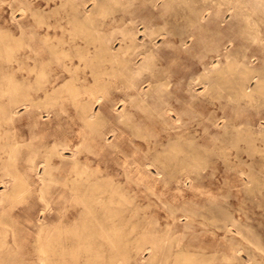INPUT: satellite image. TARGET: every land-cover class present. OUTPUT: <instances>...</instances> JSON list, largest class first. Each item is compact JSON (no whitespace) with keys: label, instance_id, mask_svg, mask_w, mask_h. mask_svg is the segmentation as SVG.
Wrapping results in <instances>:
<instances>
[{"label":"rangeland","instance_id":"1","mask_svg":"<svg viewBox=\"0 0 264 264\" xmlns=\"http://www.w3.org/2000/svg\"><path fill=\"white\" fill-rule=\"evenodd\" d=\"M92 1L0 0V36L22 35L25 41H30L33 31L41 33L29 42L38 48L39 55H31L34 59L27 57L25 47H20L15 56L0 52V143L7 145L0 149V264H43L38 251L42 237L51 241L53 264H264V0H107L111 16L97 28L105 42L119 48L129 28L137 33L140 43L153 37L155 47H152L160 53L154 66L157 74L173 76L169 88L177 92L174 104L185 124L183 138L179 144L176 142L174 150L170 145L148 149L151 136L164 132L156 117L146 115L139 107L132 108L136 119L125 120L128 124L123 119L117 120L112 107L115 105L118 111L123 107L119 102L123 98L122 89L116 88L121 79L98 92L96 71L101 69H93L90 60L87 65L77 66L79 61L84 63L81 58H64L61 53L71 43L78 49L88 46L89 42L81 35L74 37L67 22L73 5L85 3L90 10ZM199 10L203 13H198ZM129 17H133L132 21ZM144 29L147 32H142ZM43 35L51 44L59 42L58 57H51L42 48L38 40ZM104 65L109 66L108 62ZM142 86L147 88L146 83ZM47 92L53 93V102L45 99ZM148 94L150 98L152 94ZM100 95L102 99L98 102ZM28 100H41L42 106L34 115L24 114L23 103ZM78 100L94 106L97 116L91 127L73 107ZM8 106L19 112L13 121L1 118ZM189 139H194L193 143ZM14 142L16 152L9 156L8 147ZM59 142L68 143L70 148L64 149L63 159L53 156L51 169L44 171L50 148ZM223 144L228 148H223ZM175 151H179L178 158L173 157ZM151 156L158 157L156 167L143 168L131 163L132 159H152ZM198 156L201 159L195 160ZM6 168L11 169L12 179L4 176ZM41 177L48 181L44 184ZM72 179L78 182L73 183ZM95 185L107 192L118 188L120 196H108L106 191L99 195ZM101 231L115 244L100 236ZM58 238L65 241L58 244ZM151 243L156 251L149 259ZM138 247L143 249L137 255Z\"/></svg>","mask_w":264,"mask_h":264},{"label":"bare ground","instance_id":"2","mask_svg":"<svg viewBox=\"0 0 264 264\" xmlns=\"http://www.w3.org/2000/svg\"><path fill=\"white\" fill-rule=\"evenodd\" d=\"M113 1V0H112ZM111 1V2H112ZM117 2H118V0H116ZM125 1H127V0H125ZM146 1V0H145ZM151 1V0H150ZM169 1H171V0H169ZM177 1V0H176ZM180 1V0H179ZM168 2V1H167ZM110 3V2H109ZM124 3V2H123ZM129 3V2H128ZM170 3V2H169ZM92 9H90V10H88V8H86V6H85V3H81V4H75V5H73V7H72V11H71V14H70V18H69V20H68V24L71 26V28H72V30H71V32L73 31L74 33H75V35H74V37H76V35L78 36V35H81L83 38H85V39H87V41L89 42L88 43V46H85L83 49H78V47H77V45H75V44H73V43H71L72 44V46H70L68 49H62V50H60V49H58L57 48V45L59 44V42L57 41V44L56 45H54V44H51L50 42H49V38L47 37V36H44L43 37V39H39L38 41L40 42V44H41V46H42V48H45L46 50H47V52L49 53V55L51 56V57H54V56H56V57H58V54H59V50L61 51V53H63V56H64V58L65 57H68V56H72V57H77V58H81L83 61H84V63L82 62V61H79V63H78V65L77 66H81V65H87L86 63H87V61L88 60H90V61H88L89 62V65L93 68V69H95V68H99V69H101V70H98V71H96V73H98L99 74V78H97V79H99L98 81H97V83H96V85H95V88L98 90V92L99 91H101L102 89H106L108 86L110 87V85L112 86L113 85V83H112V81H115V80H117L118 78L119 79H121V83H120V86H116V88H118L119 89V87L122 89V92H123V98L122 99H120L119 100V102L120 103H122V109L121 110H119L118 111V107H115V105H114V107H112L113 108V113H116L117 114V116H118V121H120V119H123L124 121L125 120H127V121H130L132 118H135L136 117V112L135 111H133L132 110V108H136V107H139L140 108V111H142L143 113L145 112L146 113V115H151V116H154V117H156V119L158 120V124H161V131L162 132H164V134H159V133H155V134H153V136H151L152 138H153V140H152V143L151 142H148V149L149 150H157L158 149V147H161V146H164V145H170L169 146V148L170 149H176L177 147L175 146V144H176V142L178 143L179 142V140H180V138H183V137H181L182 136V134L181 133H183V132H185V124H183V122H182V117H181V115L180 114H182V113H180L179 111H177V109H176V107H175V104H174V102L177 100V95H176V91L173 89V88H169V86H171L170 85V83H171V76L170 75H168V73L166 74V76H164V75H162V73H161V75H158L157 73L158 72H156V70H155V65H156V63H157V60H159V54L160 53H158L157 52V50L155 49V48H153V47H155V45H154V43L152 42V38H150V39H148V41H145V40H143L142 41V43H140L139 41H138V36L136 35L137 33L134 31H132L130 28H129V30H127L125 33L124 32H122V33H124L123 34V38H122V40H121V42H120V46H119V48H115L114 49V47H112L113 46V44H111V45H108L107 44V42H105V40H104V35H100V33L102 32H100L99 31V29H97L98 27H100L101 25H104L105 23H106V21H108L109 19H108V15L112 12V10H111V8L108 6V4H107V0H106V2H101L100 0H93L92 1ZM113 5V4H112ZM156 5V4H155ZM169 6V5H168ZM88 7H90V6H88ZM123 7V6H122ZM124 7H125V5H124ZM170 8V7H169ZM173 8V7H172ZM183 8V7H182ZM187 8V7H186ZM165 9V8H164ZM164 9H163V11H164ZM176 8H174V10H175ZM192 9H193V7H192ZM195 9V8H194ZM206 9V8H205ZM111 10V12H109ZM122 10V9H121ZM180 10H182V9H180ZM184 10H186V9H184ZM196 11H197V9H195ZM203 10H204V8H203ZM209 10V9H208ZM21 11L22 12H24L25 11V8H21ZM160 12H161V10H159ZM178 11V10H177ZM183 11V10H182ZM187 11H188V8H187ZM187 11L186 12H184L185 14H187ZM200 11V10H199ZM173 12V11H172ZM181 12V11H180ZM191 12V11H190ZM201 12L202 11H200V12H198V13H200L201 14ZM208 12V11H207ZM176 13V12H175ZM179 13V12H178ZM195 13V12H194ZM193 13V14H194ZM197 13V12H196ZM195 13V14H196ZM197 13V14H198ZM203 13V12H202ZM172 14V13H171ZM171 14H169V15H171ZM177 14V13H176ZM195 14H194V16H195ZM207 14V13H206ZM126 15V14H125ZM131 15H133V14H131ZM189 15H192V13L191 14H189ZM110 16H111V14H110ZM159 16H160V13H159ZM177 16V15H176ZM182 16V15H181ZM113 17V16H112ZM120 18H122V16H119ZM118 17V18H119ZM138 16H136V18H137ZM155 17V16H154ZM153 17V18H154ZM157 17V16H156ZM168 17V16H167ZM170 17V16H169ZM178 17V16H177ZM184 17H186V16H184ZM188 17V16H187ZM198 17V16H197ZM196 17V18H197ZM204 17H205V15H204ZM115 18V17H114ZM130 18V17H129ZM166 18V17H165ZM107 19V20H106ZM131 19V18H130ZM132 19H133V17H132ZM132 19H131V21H132ZM162 19V18H161ZM168 20V19H167ZM191 20V19H190ZM194 20V19H193ZM198 20H199V18H198ZM197 20V21H198ZM114 21H115V19H114ZM125 21V20H124ZM124 21H122V22H124ZM126 21H127V19H126ZM125 21V22H126ZM165 20H163V22H164ZM196 21V20H195ZM112 22V21H111ZM117 22V21H116ZM167 22V21H166ZM175 22V21H174ZM188 22V21H187ZM40 23V22H39ZM134 23V22H133ZM135 23H136V21H135ZM134 23V24H135ZM150 23V22H149ZM170 23V22H169ZM191 23H192V21H191ZM190 23V24H191ZM193 23H196V22H193ZM111 23H109L108 25H110ZM125 24V23H124ZM137 24V23H136ZM154 24V23H153ZM165 24V23H164ZM166 24H168V23H166ZM180 24V23H179ZM181 24H182V22H181ZM113 25V24H112ZM122 25V24H121ZM144 25V24H143ZM174 25V24H173ZM199 25V24H198ZM200 25H202V23L200 24ZM214 25V24H213ZM120 26V25H119ZM137 26V25H136ZM139 26V25H138ZM148 26V25H147ZM146 26V30H147V27ZM159 26V25H158ZM161 26V25H160ZM167 26V25H166ZM175 26V25H174ZM182 26V25H181ZM184 26V25H183ZM187 26H188V24H187ZM104 27V26H103ZM106 27V26H105ZM129 27V26H128ZM152 27V26H151ZM155 27H157V26H155ZM163 27V26H162ZM165 27V26H164ZM185 27V26H184ZM214 27V26H213ZM217 27V26H216ZM121 28V27H120ZM126 28V27H125ZM136 28V27H135ZM186 28V27H185ZM184 28V29H185ZM202 28V27H201ZM124 29V28H123ZM122 28L120 29V30H123ZM127 29V28H126ZM138 29H139V27H138ZM149 29V28H148ZM152 29V28H151ZM155 29H158L159 31L160 30H162V29H159L158 27L157 28H155ZM172 29V28H171ZM174 29V28H173ZM178 30H179V28H177ZM183 29V30H184ZM203 29V28H202ZM214 29V28H213ZM105 30V29H104ZM107 30V29H106ZM117 29L115 28V31H116ZM119 30V29H118ZM154 30V29H153ZM152 30V31H153ZM178 30H177V34H179V32H178ZM186 30V29H185ZM211 30H212V28H211ZM70 31V30H69ZM113 31V30H112ZM111 31V32H112ZM150 31V30H149ZM170 31V30H169ZM180 31V30H179ZM100 32V33H99ZM109 32V31H108ZM121 32V31H120ZM140 32V31H139ZM142 32H147V31H145V29H144V31H142ZM162 32V31H161ZM174 31H172V33H173ZM176 32V31H175ZM181 32V31H180ZM189 32V31H188ZM203 32H204V30H203ZM117 33V32H116ZM119 33V32H118ZM155 33V32H154ZM163 33V32H162ZM166 33V32H165ZM172 33H170V34H172ZM183 33H186V32H182V34ZM205 33V32H204ZM102 34V33H101ZM105 34V33H104ZM151 34V33H150ZM150 34H149V36H150ZM177 34H175V35H177ZM181 34V33H180ZM179 34V36H180V38H181V35ZM200 34H201V32H200ZM220 34V33H219ZM41 35V33L38 31V30H36V31H33V33H32V35L30 36V41H34L36 38H37V36H40ZM106 35V34H105ZM119 35V34H118ZM138 35H139V33H138ZM143 35V34H142ZM167 35V34H166ZM192 35V34H191ZM145 36H147V35H145ZM168 36V35H167ZM172 36V35H171ZM178 36V35H177ZM178 36V37H179ZM254 36V35H253ZM258 36V35H257ZM115 37V36H114ZM119 37H120V39H121V36L119 35ZM154 37H155V35H154ZM161 37V36H160ZM183 37H185V36H183ZM203 37V36H202ZM255 37V36H254ZM259 37V36H258ZM148 38V37H147ZM256 38V37H255ZM108 39V38H107ZM112 39V38H111ZM110 39V40H111ZM116 40H117V38H116ZM115 40V41H116ZM185 40V39H184ZM29 40L28 41H25L24 39H23V37H22V35L21 36H19L18 38L17 37H10L9 35H3V36H0V52H2V53H7L6 54V56H8V55H11L12 56V54L14 55L15 53H16V51L20 48V47H25V48H27L28 49V54H27V57L28 58H32V56L33 55H35V57L36 56H38L39 54V52H38V48L36 49L35 48V46L34 45H32V44H30L29 42H30ZM115 41H113V42H115ZM118 41V40H117ZM155 41V40H154ZM180 41V40H179ZM182 41H183V39H182ZM172 42V41H171ZM185 42V41H184ZM111 43V42H110ZM116 43V42H115ZM172 43H175L174 41L172 42ZM67 44V43H66ZM70 44V45H71ZM166 44V43H165ZM176 44H177V41H176ZM181 43H179V45H180ZM68 45V44H67ZM154 45V46H153ZM212 45H215V44H212ZM69 46V45H68ZM153 46V47H152ZM172 46V45H171ZM170 46V47H171ZM174 46H176L175 44H174ZM218 46V45H217ZM62 47V46H61ZM181 47V46H180ZM169 48V47H168ZM22 49V48H21ZM177 50V49H176ZM180 51V50H179ZM185 51H187V50H185ZM211 51H212V49H211ZM44 52V51H43ZM32 53H33V55H32ZM41 54H42V52H41ZM3 55V54H2ZM32 55V56H31ZM180 54H178V56H179ZM15 56V55H14ZM164 56V55H163ZM180 57V56H179ZM220 57H222V56H220ZM177 58V57H176ZM7 59V58H6ZM32 59H34V57L32 58ZM36 59V58H35ZM55 59V58H54ZM138 59H140V61L141 62H138ZM184 59V58H183ZM66 60V59H65ZM176 60V59H175ZM163 61V60H162ZM108 62V64H109V66L108 67H106L104 64H106V63ZM174 62V61H173ZM161 63V62H160ZM163 63V62H162ZM161 63V64H162ZM168 63V62H167ZM169 64V63H168ZM42 65V64H41ZM40 65V66H41ZM62 65L63 66H65L66 64L64 63H62ZM163 65H165V64H163ZM162 65V66H163ZM229 65V64H228ZM172 66V65H171ZM215 66V65H214ZM161 67V66H160ZM231 67V66H230ZM33 68V67H32ZM165 68H167V67H165ZM35 69V68H34ZM34 69H32V70H34ZM163 69V68H162ZM37 70H38V68H37ZM167 70V69H166ZM170 70H171V67H170ZM169 70V71H170ZM217 70V69H216ZM233 70V69H232ZM38 71H40V70H38ZM37 71V72H38ZM234 71V70H233ZM160 72H161V69H160ZM173 72V71H172ZM219 72H220V70H219ZM260 72V71H259ZM262 72V71H261ZM39 73V72H38ZM145 73H147V75L145 74ZM164 73V72H163ZM214 73H216V71H214ZM226 73V72H225ZM40 74H41V72H40ZM39 74V75H40ZM172 74V73H171ZM35 75H37V74H35ZM208 75V74H207ZM219 74H217V76H218ZM221 75V74H220ZM226 75V74H225ZM41 76V75H40ZM44 76V75H43ZM243 76V75H242ZM173 77V76H172ZM199 77H201V75L199 76ZM202 77H204V75L202 76ZM223 77H224V75H223ZM226 77V76H225ZM262 77H264V76H262ZM193 78V77H192ZM198 78V77H197ZM207 78V77H206ZM209 78V77H208ZM207 78V79H208ZM216 78V77H215ZM214 78V79H215ZM222 78V77H221ZM39 79V78H38ZM42 79V78H41ZM96 79V78H95ZM96 79V80H97ZM104 79V80H103ZM206 79V80H207ZM220 79V78H219ZM250 79V78H249ZM191 80H194V78L193 79H191ZM201 80V79H200ZM209 80V79H208ZM213 80V79H212ZM218 80V79H217ZM224 80H225V78H224ZM228 80H229V78H228ZM172 81H173V79H172ZM201 81H203V80H201ZM200 81V82H201ZM219 81V80H218ZM223 81V80H222ZM221 81V82H222ZM240 81H241V79H240ZM259 81V80H258ZM262 81V80H261ZM260 81V82H261ZM182 82V81H181ZM199 82V83H200ZM204 82V81H203ZM212 82V81H211ZM214 82H216V80L214 81ZM242 82V81H241ZM144 83H146V85H147V88L146 89H144V86H142V84H144ZM179 83V82H178ZM189 83H190V81H189ZM192 83V82H191ZM193 83H194V81H193ZM202 83V82H201ZM208 83V82H207ZM217 83V82H216ZM228 83H229V81H228ZM177 84V83H176ZM203 84V83H202ZM237 84V83H236ZM239 85H240V83H239ZM239 85H236V86H239ZM208 86L210 87V86H212V85H210V84H208ZM219 86H220V84H219ZM242 85H240V87H241ZM71 87H72V85H71ZM108 87V88H109ZM208 87V88H209ZM246 87V86H245ZM180 88V87H179ZM207 88V89H208ZM210 88H213V87H210ZM214 88H216L215 86H214ZM243 88V87H242ZM259 88V87H258ZM73 89V88H72ZM113 89V88H112ZM216 89H218V88H216ZM245 89V88H244ZM256 89V88H255ZM111 90V89H110ZM188 90H190V88L188 89ZM212 90V89H211ZM211 90L209 91V92H211ZM232 90V89H231ZM234 90V89H233ZM252 90V89H251ZM70 91V93H72L71 92V90H69ZM73 91V90H72ZM94 91V90H93ZM105 91V90H104ZM205 91H207V90H205ZM204 91V92H205ZM219 91V90H218ZM102 92V91H101ZM118 92V91H117ZM176 92V93H175ZM188 92V91H187ZM217 92V91H216ZM235 92V91H234ZM237 92V91H236ZM250 92H253V91H250ZM93 93V92H92ZM110 93V92H109ZM111 93H112V91H111ZM110 93V94H111ZM148 93H151L152 95H151V97L149 98L148 97ZM207 93H208V91H207ZM213 93H214V91H213ZM241 93V92H240ZM52 94L53 93H49V92H47V93H45V99L46 100H48V101H54V99L53 98H55V97H53L52 96ZM108 94V93H107ZM148 94V95H147ZM215 94V93H214ZM213 94V95H214ZM218 94V93H217ZM238 94V93H237ZM70 95V94H69ZM76 94H74V92H73V96H75ZM198 95V94H197ZM200 95V94H199ZM205 95V94H204ZM249 95V94H248ZM252 95V94H251ZM261 95V94H260ZM72 96V97H73ZM96 96V95H95ZM111 96V95H110ZM118 96V95H117ZM207 96V95H206ZM211 96V95H210ZM215 96H217V95H215ZM239 96V95H238ZM89 97H91V95H89ZM89 97H87V98H89ZM94 97V96H93ZM107 97V96H106ZM113 97V96H112ZM121 97V96H120ZM191 97H193L194 98V96H191ZM197 96H195V98H196ZM242 97V96H241ZM28 98V97H27ZM208 98H209V96H208ZM212 98H213V96H212ZM240 98V97H239ZM246 98V97H245ZM34 99V98H33ZM38 99H42V98H38ZM37 99V100H38ZM86 99V98H85ZM101 99H102V95H100L99 97H97V101L99 102V101H101ZM117 99H118V97H117ZM215 99V98H214ZM237 99V98H236ZM115 100V99H114ZM179 100V99H178ZM238 100V99H237ZM36 101V100H35ZM41 100H39V102H34L33 100H28L27 102H25V103H23V107H24V114H28V115H34V113L36 112L35 110L36 109H38L40 106H42V103L40 102ZM45 101V100H44ZM96 101V102H97ZM192 101H193V103H194V99H192ZM218 101V100H217ZM236 101V100H235ZM43 102V101H42ZM191 102V101H190ZM90 103V102H89ZM88 102H86V101H80V100H78L77 102H75L74 103V105H73V107L74 108H76V110L75 111H77V113H78V115H79V118L82 120V121H84L85 123H86V125L87 126H92L93 125V120L95 119V117L97 116V113H94V111H93V109H94V106H93V108H92V105L91 104H89ZM118 103V102H117ZM119 103V104H120ZM176 103H178V102H176ZM193 103H191L192 104V106H194L193 105ZM195 103H196V101H195ZM194 103V104H195ZM221 103V102H220ZM56 103H53L52 105L54 106ZM181 104V103H180ZM179 104V105H180ZM185 104V103H184ZM215 104V103H214ZM213 104V105H214ZM8 105H11L10 103L8 104ZM58 105V104H57ZM99 105V104H98ZM178 105V104H177ZM186 105V104H185ZM218 105V104H217ZM13 106V105H12ZM105 106V105H104ZM9 107V106H8ZM180 107V106H179ZM178 107V108H179ZM4 108H6V107H4ZM3 107H2V109L3 110H5ZM43 108V107H42ZM185 108V107H184ZM1 109V110H2ZM7 109V108H6ZM41 109V108H40ZM46 109V108H45ZM44 109V110H45ZM52 110V109H51ZM51 110H49V112L51 111ZM193 110H195V109H193ZM35 111V112H34ZM110 111V110H109ZM111 111H112V109H111ZM3 112V116L1 117V118H3V119H5V120H7V121H13L14 120V118H15V116L19 113V112H17V110H16V108H8L7 110H5V112L4 111H2ZM44 112H46V111H44ZM52 112V111H51ZM186 112V111H185ZM54 113V112H53ZM63 113V112H62ZM183 113H184V110H183ZM189 113V112H188ZM104 114V113H103ZM186 115H187V113H185ZM184 114V115H185ZM1 115V114H0ZM19 115V114H18ZM47 115V114H46ZM39 116V115H38ZM100 116V115H99ZM145 116V115H144ZM184 117V116H183ZM189 118H191V117H189ZM96 119H98V118H96ZM136 119V118H135ZM141 119V118H140ZM147 119V118H146ZM188 119V118H187ZM2 120V119H1ZM104 120V119H103ZM102 120V121H103ZM208 120V119H207ZM216 120V119H215ZM117 121V122H118ZM133 121V120H132ZM190 121H192V120H190ZM97 122H98V120H97ZM104 122H106V121H104ZM103 122V123H104ZM126 122V121H125ZM188 122V121H187ZM187 122H185V123H187ZM6 123V122H5ZM61 123V122H60ZM100 123V122H99ZM98 123V124H99ZM127 124H128V122H126ZM134 123V122H133ZM97 124V123H96ZM135 124V123H134ZM133 124V125H134ZM195 124V123H194ZM193 124V125H194ZM199 124H202V122L201 123H199ZM217 124V123H216ZM101 125V124H100ZM126 125V124H125ZM130 125V124H129ZM117 126V125H116ZM127 126V125H126ZM114 127V126H113ZM133 127V126H132ZM131 127V128H132ZM137 127V126H136ZM189 127V126H188ZM99 129V128H98ZM108 129V128H107ZM130 129V128H129ZM178 129H181V130H183L182 132H177L178 131ZM187 129V128H186ZM190 129V128H189ZM207 129V128H206ZM133 130V129H132ZM131 130V131H132ZM140 130V129H139ZM233 130V129H232ZM240 130V129H239ZM250 130V129H249ZM92 131V130H91ZM116 131V129H115V127L112 129V132H115ZM135 131V133H136V130H134ZM173 131V132H172ZM205 131V130H204ZM251 131V130H250ZM111 132V133H112ZM139 132V131H138ZM249 132V131H248ZM259 132V131H258ZM142 133V132H141ZM167 133H172V135H170V136H168V135H166ZM247 133V132H246ZM255 133V132H254ZM253 133V134H254ZM102 134V133H101ZM120 134V133H119ZM144 134V133H143ZM251 134H252V132H251ZM262 134V133H261ZM112 135H114V134H112ZM132 135V134H131ZM140 135V134H139ZM262 135H264V134H262ZM261 135V136H262ZM145 136V135H144ZM143 135H142V137L141 138H143L144 137ZM148 136V135H147ZM240 135H238V137H239ZM244 136H245V134H244ZM247 136V135H246ZM250 136V135H249ZM253 136V135H252ZM104 137V136H103ZM134 137V136H133ZM136 137V136H135ZM146 137V136H145ZM191 137V136H190ZM193 137V136H192ZM237 137V136H236ZM235 137V138H236ZM242 138H245V137H243V136H241ZM241 137H239V138H241ZM259 137V136H258ZM105 138H107V136L105 137ZM116 138V137H115ZM234 138V137H233ZM250 138V137H249ZM254 138V137H253ZM252 138V139H253ZM218 139V138H217ZM238 139V138H237ZM246 139V138H245ZM251 139V138H250ZM262 139V138H261ZM146 140H147V137H146ZM190 140V139H189ZM193 140L194 139H191L190 141H189V143H193ZM196 140V139H195ZM213 140H214V137H213ZM216 140V139H215ZM224 140V139H223ZM231 140V139H230ZM233 140V139H232ZM232 140H231V142H232ZM239 141L241 140V139H238ZM247 140V139H246ZM257 140V139H256ZM260 140V139H259ZM106 141V140H105ZM173 141H175V143H172ZM216 141H218V140H216ZM221 141V140H220ZM219 141V142H220ZM235 141H236V139H235ZM235 141L233 142V144H235ZM242 141V140H241ZM250 141V140H249ZM108 142V141H107ZM132 142V141H131ZM188 142V141H187ZM187 142H185V143H187ZM198 142V141H197ZM223 142H226V141H223ZM230 142V141H229ZM258 142H260V141H258ZM133 143V142H132ZM181 143V142H180ZM183 143V142H182ZM181 143V144H182ZM195 143V142H194ZM199 143V142H198ZM220 143H222V142H220ZM227 143V142H226ZM261 143V142H260ZM171 144H173L172 145V147H171ZM179 144V143H178ZM245 144L247 145L248 144V142L246 143L245 142ZM254 144V143H253ZM262 144V143H261ZM186 145V144H185ZM188 145V144H187ZM191 145V144H190ZM199 145V147H201L200 146V144H198ZM222 145V144H221ZM224 145V144H223ZM227 145V144H226ZM228 145H230V144H228ZM249 145H251L250 144V142H249ZM7 145L6 144H2V143H0V149H2V150H4V148L6 147ZM16 146H17V142H14V143H12V144H10L9 145V147L8 148H10L9 149V156H11L12 154H14L15 152H16ZM69 146V144L68 143H64V142H59V143H54V145L52 146V148H50L51 149V151L48 153L49 154V156L47 157V159L44 161V171L46 170V169H51V165H50V161H51V158L53 157V156H55V157H58V158H61V159H63L64 158V153H63V151H64V149H66V148H70V147H68ZM179 146V145H178ZM181 146H183V145H181ZM181 146H179V147H181ZM196 146V145H195ZM194 146V147H195ZM213 146V145H212ZM225 146V145H224ZM238 146V145H237ZM255 146H256V144H255ZM258 146V145H257ZM109 147H110V145H109ZM112 147V146H111ZM176 147V148H175ZM178 147V148H179ZM185 147V146H184ZM194 147H193V149H194ZM218 147V146H217ZM227 146H225V147H223V148H226ZM232 147V146H231ZM234 147V146H233ZM247 147V146H246ZM249 148H250V146H248ZM251 147H252V145H251ZM262 147H264V146H262ZM164 148V147H163ZM168 148V147H167ZM182 148V147H181ZM202 148H204L203 146H202ZM212 148V147H211ZM219 148V147H218ZM228 148V147H227ZM234 148H236V147H234ZM254 148H256V147H254ZM260 148V147H259ZM118 149V148H117ZM187 149H188V147H187ZM190 149V148H189ZM214 149H216V148H214ZM213 149V150H214ZM222 148H220V150H221ZM233 149V148H232ZM253 149V148H252ZM261 149V148H260ZM262 149H264V148H262ZM73 150V149H72ZM71 150V151H72ZM159 150V149H158ZM165 150V149H164ZM163 150V152L165 153V151ZM197 150V149H196ZM199 150V149H198ZM203 150V149H202ZM205 150V149H204ZM256 150V149H255ZM186 151V150H185ZM184 151V152H185ZM192 151L193 150H191V153H192ZM205 151H209V149L207 150H205ZM218 151V150H217ZM254 151V150H253ZM258 151V150H257ZM3 152V151H2ZM5 152V151H4ZM75 152V151H74ZM74 152H71V153H74ZM115 152V151H114ZM158 152V151H157ZM162 152V151H161ZM169 152V154H170V151H168ZM176 153H175V155H173V157L174 158H178V152L179 151H175ZM181 152V151H180ZM203 152V151H202ZM247 152H249L248 150H247ZM146 153V152H145ZM159 154H160V152H158ZM189 153H190V151H189ZM188 153V154H189ZM206 153V152H205ZM204 153V154H205ZM250 153H253L252 152V150H251V152ZM260 153V151H258V154ZM262 153H264V152H262ZM113 154V153H112ZM124 154V153H123ZM195 153L193 152V155H194ZM198 154V153H197ZM200 154H202V153H200ZM221 154V153H220ZM254 154V153H253ZM162 155H163V153H162ZM166 155V154H165ZM187 155V154H186ZM223 155V154H222ZM225 155V154H224ZM223 155V156H224ZM249 155V154H248ZM47 156V155H46ZM160 156H161V154H160ZM170 156V155H169ZM192 156V155H191ZM195 156V155H194ZM152 157V156H151ZM198 157H200V156H198ZM46 158V157H45ZM72 158V157H71ZM156 158H158V157H155V158H153L152 157V159H147V158H145V160H136V159H132V161H131V163H134V164H136L138 167H149V166H155L156 167V164L158 163V160L156 159ZM166 158H168V156L166 157ZM185 158V157H184ZM192 158V157H191ZM191 158H190V160H191ZM203 158V157H202ZM225 158V157H224ZM223 158V159H224ZM228 158V157H227ZM161 159V158H160ZM182 159V158H181ZM193 159V158H192ZM196 159H201V157L200 158H195V160ZM205 159V158H204ZM207 159H209V158H207ZM212 159V158H211ZM236 159V158H235ZM125 160V159H124ZM171 161H173V159H170ZM170 160H168V161H170ZM227 160V159H226ZM225 160V161H226ZM241 160V159H240ZM162 161V160H161ZM194 161V160H193ZM203 161V160H202ZM212 161V160H211ZM210 161V162H211ZM213 161H215L214 163H216V160H213ZM212 161V162H213ZM222 161V160H221ZM234 161V160H233ZM254 161V160H253ZM125 162V161H124ZM187 162V161H186ZM207 163H208V161H207ZM243 163H244V161H243ZM252 163V162H251ZM159 164H160V162H159ZM163 164V163H162ZM180 164V163H179ZM186 164H188V163H186ZM185 164V165H186ZM201 164L202 163H200V166H201ZM227 164V163H226ZM237 164H238V162H237ZM190 165H192V164H190ZM199 165V164H198ZM203 165H204V163H203ZM203 165H202V167H203ZM210 165V164H209ZM208 165V166H209ZM245 165V164H244ZM249 165V164H248ZM174 166V165H173ZM205 166V165H204ZM9 167V166H8ZM168 167V169H170V167L169 166H167ZM184 167V166H183ZM193 167H194V165H193ZM196 167V166H195ZM194 167V168H195ZM201 167V168H202ZM188 168H190V167H188ZM99 169V168H98ZM154 169V168H153ZM158 169V168H157ZM163 169H165V168H163ZM162 169V170H163ZM185 169V168H184ZM196 169V168H195ZM198 169V168H197ZM199 169H200V167H199ZM167 170V169H166ZM165 170V171H166ZM193 170V169H192ZM127 171V170H126ZM164 171V172H165ZM186 171V170H185ZM84 172H86L87 173V171H84ZM102 172V171H101ZM128 172V171H127ZM146 172V171H145ZM149 172V171H148ZM160 172H162V171H160ZM177 172V171H176ZM90 173H92V174H94L93 172H90ZM157 173H158V171H157ZM171 173H173V172H171ZM45 174H46V172H45ZM76 174V173H75ZM85 174V173H84ZM89 174V173H88ZM70 175V174H69ZM101 175V174H100ZM158 175H160V174H158ZM168 175H170V174H168ZM4 176H6V177H11V179H12V177H13V174H12V172H11V169H9V168H6L5 169V174H4ZM85 176V175H84ZM87 176H89V175H87ZM175 176V175H174ZM81 177V176H80ZM127 177V176H126ZM168 177V176H167ZM172 177V176H171ZM42 178H44V177H41V179ZM46 178V177H45ZM93 178V177H92ZM166 178V177H165ZM90 178H87V180H89ZM96 179H99V176H96ZM105 178H103V180H104ZM173 179V178H172ZM189 179V178H188ZM45 180H46V182L48 181L47 179H42V181H43V183L45 182ZM66 180V179H65ZM87 180H85V181H87ZM101 180V179H100ZM108 181H109V179H107ZM41 181V182H42ZM51 181V180H50ZM75 181H77L76 179H72V181L71 182H73V183H75ZM97 181L98 180H96L95 182H96V185H98L97 184ZM168 181H169V178H168ZM45 182V183H46ZM70 182V183H71ZM78 182V181H77ZM259 182V181H258ZM44 183V184H45ZM92 183V182H91ZM102 183V182H101ZM104 183V182H103ZM111 183V182H110ZM115 183V182H114ZM78 184V183H77ZM80 184L82 185V183L80 182ZM94 184V183H93ZM119 184V183H118ZM71 185V184H70ZM90 185V184H89ZM95 185V186H96ZM112 185H113V182H112ZM93 186V185H92ZM95 186H94V188L93 189H95ZM98 186H100V185H98ZM98 186H96L97 188H99ZM115 186V185H114ZM22 187V186H21ZM103 187H105V186H102V188ZM112 187V186H111ZM110 187V188H111ZM116 187V186H115ZM92 188V187H91ZM96 188V190L98 191L99 190V195L100 194H102L103 192H105L106 190H102V189H97ZM106 188V187H105ZM256 188V187H255ZM92 189V190H93ZM107 189V188H106ZM96 190L95 191H92V193L93 192H96ZM118 188L116 189H111V190H108L109 192H107V193H109V195L108 196H120V193L118 192ZM120 190H121V188H120ZM105 192V193H106ZM97 193V194H98ZM75 194H76V192H75ZM95 194V193H94ZM104 194V193H103ZM103 194H102V196H103ZM124 194V193H123ZM122 194V195H123ZM126 194V193H125ZM105 196V195H104ZM89 197V196H88ZM98 197V196H97ZM97 197H94V198H96L97 199ZM123 197V196H122ZM90 198H92V197H90ZM85 200H87V199H85ZM91 200V199H90ZM84 200H82V202H83ZM99 202H100V200H98ZM104 201V200H103ZM85 202V201H84ZM94 202H96L95 200H94ZM105 202V201H104ZM80 204H82L81 202H80ZM96 204V203H95ZM94 204V205H95ZM99 204V203H98ZM83 205V204H82ZM84 205H88V204H84ZM106 205V204H105ZM98 206V205H97ZM85 208V207H84ZM90 208V207H89ZM87 210H88V208H86ZM90 210V209H89ZM92 210V209H91ZM93 211V210H92ZM91 212V211H90ZM94 213V212H93ZM93 216V215H92ZM42 217V216H41ZM231 219V218H230ZM227 221V220H226ZM100 222V221H99ZM231 222V221H230ZM96 223V222H95ZM228 225V224H227ZM96 226V225H95ZM226 227V226H225ZM224 230V229H223ZM99 231V230H98ZM252 231V230H251ZM101 233L103 234V235H100V236H103L105 239H107L111 244L112 243H114L115 242V240H113L112 238H107V235H106V233L104 232V231H101ZM108 234V233H107ZM98 237V236H97ZM142 237V236H141ZM242 238H245V237H242ZM98 239V238H97ZM138 239H140V238H138ZM5 240V239H4ZM74 240V239H73ZM3 241V240H2ZM63 241H65L63 238L62 239H60V238H58V240H57V242H58V244H62L63 243ZM102 241H104V240H102ZM138 241V240H137ZM141 241V240H140ZM140 241H138V242H140ZM120 242H121V240H120ZM148 242V241H147ZM248 242V241H247ZM5 243V242H4ZM137 243V242H136ZM1 244V243H0ZM115 244V243H114ZM118 244V243H117ZM157 244V242L155 243V245ZM139 245V244H138ZM150 245H151V247H150ZM149 245V247L150 248H148V249H150V257H149V259L151 258L152 259V257H154L155 256V245H154V243H151ZM260 245V244H259ZM3 246V245H2ZM6 246V245H5ZM118 246H119V244H118ZM140 246H142V245H140ZM148 246V245H147ZM122 247V246H121ZM135 247H137V246H134V249H135ZM237 247V246H236ZM120 248V247H119ZM168 248V247H167ZM112 249H113V247H112ZM143 248H140V247H138V253H137V255L139 254V251H141ZM147 249V250H148ZM113 250H115V249H113ZM119 250V249H118ZM144 250H145V248H144ZM38 251H39V253H40V260L43 262V264H53L52 262H51V260H52V254H53V246L51 245V241H49V239L48 238H41L40 239V242H39V246H38ZM113 252V251H112ZM142 252V251H141ZM117 253V252H116ZM74 254H72V256H73ZM136 255V256H137ZM183 255V254H182ZM95 256V255H94ZM112 256V255H111ZM113 256H115V255H113ZM185 256V255H184ZM192 256V255H191ZM190 256V257H191ZM196 256V255H195ZM194 256V257H195ZM116 257V256H115ZM189 257V258H190ZM113 258V257H112ZM136 258V257H135ZM62 259H64V258H62ZM96 259V258H95ZM187 259V258H186ZM185 259V260H186ZM238 259V258H237ZM253 259V258H252ZM99 260V259H98ZM135 260V259H134ZM139 260V259H138ZM142 260H144V259H141V261ZM188 260V259H187ZM186 260V261H187ZM189 261V260H188ZM193 261V260H192ZM196 262H194V264H195ZM200 263V262H199ZM253 263V262H252ZM186 264V263H185ZM189 264H191V262L189 263ZM208 264V263H207ZM254 264H256V263H254Z\"/></svg>","mask_w":264,"mask_h":264}]
</instances>
